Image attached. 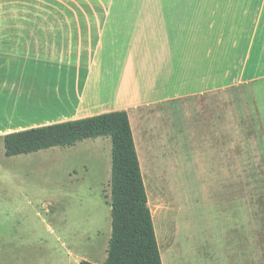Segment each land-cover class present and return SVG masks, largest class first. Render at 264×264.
I'll return each mask as SVG.
<instances>
[{
    "label": "crops",
    "instance_id": "obj_1",
    "mask_svg": "<svg viewBox=\"0 0 264 264\" xmlns=\"http://www.w3.org/2000/svg\"><path fill=\"white\" fill-rule=\"evenodd\" d=\"M263 63L264 0H0L3 113L47 111L54 84L70 78L74 110L22 129L127 111L147 194L149 163L163 177L185 166L193 177L228 174L229 147L251 120L248 106L240 116L232 108L264 81ZM182 103L184 125L175 121ZM149 206L162 249V218ZM175 213L188 228L185 209Z\"/></svg>",
    "mask_w": 264,
    "mask_h": 264
},
{
    "label": "rangeland",
    "instance_id": "obj_2",
    "mask_svg": "<svg viewBox=\"0 0 264 264\" xmlns=\"http://www.w3.org/2000/svg\"><path fill=\"white\" fill-rule=\"evenodd\" d=\"M70 80L54 84L59 87L54 86L47 111L31 107L27 114L6 115L0 105V264H79L82 259L103 264L107 258L111 138L15 156L5 152L6 133L30 126L32 119L74 110ZM247 92V105L239 101L232 108L240 116L248 106L251 120L243 123L245 137L229 147L227 175L214 171L193 177L185 166L181 176L163 177L150 172L155 163L148 165V199L162 218L160 251L171 264H264V81ZM188 112L182 103L175 121L186 124ZM181 150L188 151L186 158L194 155V147ZM145 162L142 156L144 168ZM172 182L181 201L171 192ZM178 207L186 211L180 222L188 228L182 230Z\"/></svg>",
    "mask_w": 264,
    "mask_h": 264
},
{
    "label": "trees",
    "instance_id": "obj_3",
    "mask_svg": "<svg viewBox=\"0 0 264 264\" xmlns=\"http://www.w3.org/2000/svg\"><path fill=\"white\" fill-rule=\"evenodd\" d=\"M102 136L112 140V233L103 264H163L127 111L14 130L4 135V146L15 156ZM79 264L96 263L82 259Z\"/></svg>",
    "mask_w": 264,
    "mask_h": 264
}]
</instances>
